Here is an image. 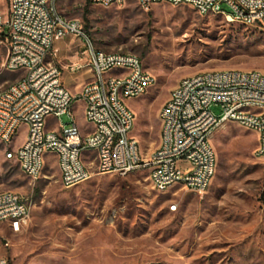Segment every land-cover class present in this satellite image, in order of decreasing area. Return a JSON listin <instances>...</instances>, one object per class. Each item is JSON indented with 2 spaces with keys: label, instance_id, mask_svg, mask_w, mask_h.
Returning <instances> with one entry per match:
<instances>
[{
  "label": "rangeland",
  "instance_id": "374dc122",
  "mask_svg": "<svg viewBox=\"0 0 264 264\" xmlns=\"http://www.w3.org/2000/svg\"><path fill=\"white\" fill-rule=\"evenodd\" d=\"M56 5L65 18L81 23L97 49L135 54L155 77L143 95L126 100L143 157L159 144L158 111L181 77L219 68L264 72V27L203 15L186 4L158 2L145 9L137 0L112 6L57 0ZM7 7L1 0L3 22ZM55 44L60 48L56 60L85 48L84 39L72 34ZM6 45L0 32V61ZM21 74L2 70L0 88ZM74 75L63 77L72 93L82 79ZM210 110L223 112L215 103ZM70 112L82 134L91 129L82 103ZM70 120L69 113L46 118L54 130ZM211 144L215 174L206 191L194 193L181 187L157 192L146 169L125 176L98 174L93 153L86 160L92 175L81 183L64 187L54 157L32 180L0 142V191L32 200L30 216L18 231L0 222V257L7 264H264V159L253 154L256 134L228 122L213 132Z\"/></svg>",
  "mask_w": 264,
  "mask_h": 264
},
{
  "label": "built area",
  "instance_id": "2783aa9c",
  "mask_svg": "<svg viewBox=\"0 0 264 264\" xmlns=\"http://www.w3.org/2000/svg\"><path fill=\"white\" fill-rule=\"evenodd\" d=\"M56 1L7 0L6 19L0 20V32L7 39L0 72L22 73L0 88V142L9 150L6 156L16 159L26 177L38 179L48 159L54 157L61 184L74 186L91 177L86 160L93 153L98 174L125 176L146 169L157 192L181 187L203 193L217 167L211 136L228 122L256 134L253 154L264 159V72L239 68L208 69L181 77L158 111L159 144L143 157L132 134L135 114L126 100L143 95L155 83V77L135 54L97 49L77 19L61 15ZM89 1L101 6L124 2ZM137 2L145 9L158 2L186 4L203 15L264 27V0ZM66 34L83 38L85 48L78 51L75 60L66 58L59 63L54 41ZM80 71H84L83 81L72 93L63 77L66 72ZM78 102L91 124L84 134L70 112ZM213 103L221 105V115L210 110ZM63 113H69L71 120L59 125L58 130L49 128L46 118ZM23 126V141L15 148ZM31 207L28 195L0 191V222H7L13 231L28 220ZM169 208L175 210L176 203ZM0 264H7L4 257H0Z\"/></svg>",
  "mask_w": 264,
  "mask_h": 264
},
{
  "label": "crops",
  "instance_id": "0c3cea01",
  "mask_svg": "<svg viewBox=\"0 0 264 264\" xmlns=\"http://www.w3.org/2000/svg\"><path fill=\"white\" fill-rule=\"evenodd\" d=\"M59 40H60V39H56V40L54 41V48H55L56 51H57V55H58V52H59V49H60V48H59V46H58L57 44H55V43L59 42ZM77 53H78V51H77V50H74V51H72V53H71L70 55H64V57H63L62 59H60V60H56V62L63 63L64 60H65L66 58H69V59L75 60V59H76V56H77ZM66 74L70 75V74L67 73V72H66ZM74 76L81 77V78H82V79H81V82H82V81H83V77H84V71L77 72ZM81 82H80V85H81ZM66 86L68 87V85H66Z\"/></svg>",
  "mask_w": 264,
  "mask_h": 264
}]
</instances>
